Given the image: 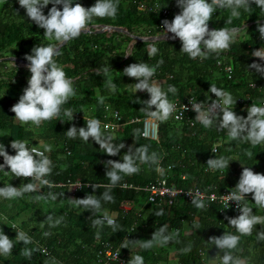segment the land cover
<instances>
[{"label": "trees", "instance_id": "1", "mask_svg": "<svg viewBox=\"0 0 264 264\" xmlns=\"http://www.w3.org/2000/svg\"><path fill=\"white\" fill-rule=\"evenodd\" d=\"M76 2L88 8L96 0H73V3ZM142 2H147L155 10L139 9ZM51 7V4L46 6L43 13L47 15ZM57 8L62 10L61 5H57ZM164 8L169 11L167 15L162 14ZM180 11L176 0H118L115 18H94L88 26L91 30L109 25L124 28L127 33L82 32L78 38L61 46V54L54 59L73 81L76 95L62 105L58 117L43 121L39 126L31 122H17L10 110L28 86L31 75L28 67L14 62V65L7 66L3 60L0 61V135L7 137L0 143L9 155H15V150L11 148L12 140L27 141L29 148L35 146L42 151L46 146L50 147L51 151H45V155L52 161V172L45 177L52 187L31 178H18L0 171V187L10 184L18 188L28 183L37 184L38 187L37 191L25 193L20 198L0 197V231L14 243L11 255H0V264H99L96 253L105 243L118 248L125 259L123 263L111 264H129L136 255L143 257L144 264H171L174 261L182 264H221L223 252L208 240L224 232L239 235L226 219L238 215H233L229 210L220 212L219 206L214 203L205 205L203 209L182 200L172 205L163 201L149 203L142 191L122 187L123 183L141 186L165 178L168 183L181 188H204L209 185L219 191L224 187L235 189L244 167L264 174V143L253 146L240 139L230 140L227 130H219L216 123L205 128L198 121L191 126L170 117L166 122L159 121L158 137L150 139L141 135V122H130L132 117L147 116L140 110L145 107L143 102L150 99L146 91L134 92L133 84L139 81L123 73V69L133 63L144 62L156 66L163 61L152 81L163 80L161 87L164 91L169 85L176 87L175 94L167 93L170 102L183 100L189 95L200 101L215 99L214 94L208 91L211 84L229 92L236 101L244 95H252L254 103L258 105L263 99V94L249 84L254 82L264 87V76L249 68V65L258 63L264 66V60L252 55L254 51L264 49V39H260L258 31V25H264V10L253 3L248 9H238V17H231L230 9L217 8L208 22L210 31L234 27H238V30L227 51L212 53L207 58H190L180 51L182 45L179 38L172 39V36L168 40L156 41L158 52L149 56V41L130 36L157 35L163 31L162 21L167 19L170 22ZM229 19L231 23H228ZM253 21L256 22L240 28L242 24ZM43 32L27 17L18 0H0V57H4L7 48L12 47L14 55L25 60V55H31L35 46L56 43L46 39ZM7 53L14 56L10 51ZM226 64L232 66L230 77L224 71ZM105 67L109 69L106 73L103 71ZM108 81L116 85L115 91L109 89ZM2 87L4 89L1 90ZM100 97L104 98L103 103H99ZM105 105L118 110L126 122L115 132L101 129L105 135L113 137V143L125 145L116 156H108L91 138L85 142L79 136L70 139L66 135L72 126L86 127L88 119L110 120ZM66 109L73 112L70 121L64 115ZM233 111L247 117V110L237 103ZM137 129L139 133H136ZM215 142L219 143L217 151L213 153L211 150ZM140 146H148L149 155L156 153L157 162L137 161L140 168L138 173L121 174L123 178L120 183L110 187L106 162H122L129 147L135 149ZM247 152H251L252 156L249 157ZM221 156L230 160L228 169H210L207 160ZM4 171L9 169L6 167ZM67 180H79L81 186L70 193L68 185L58 184ZM92 185L98 187L93 189ZM105 191L110 192L115 202L102 201L100 213L86 211L70 202V199H82L88 194L100 198ZM50 193L57 198L51 199ZM38 196L45 198L36 199ZM245 199L242 206L246 204L253 210L255 203L252 194H246ZM124 204L130 205V208L123 209ZM160 210L163 214L156 215ZM102 214H114L115 230L105 223L102 227L93 226V220ZM49 215L53 221L63 220L59 225L51 226L47 220ZM186 224L191 232H185ZM163 225H167L168 234H173L169 243L143 248L141 245ZM130 227L133 229L130 230ZM20 231L27 233L32 242L24 244L19 241L16 234ZM262 231L264 224L259 225L251 235L241 236L233 254L244 258L246 264L264 262V240L257 239V233ZM46 232L48 236L44 235ZM26 251H31V256L26 255Z\"/></svg>", "mask_w": 264, "mask_h": 264}, {"label": "clouds", "instance_id": "2", "mask_svg": "<svg viewBox=\"0 0 264 264\" xmlns=\"http://www.w3.org/2000/svg\"><path fill=\"white\" fill-rule=\"evenodd\" d=\"M21 8L26 12L27 17L33 21L37 27L44 30L43 35L48 40L56 43L47 46L34 47L31 55H25L24 59L28 61V71L31 73L28 79V86L23 90L17 103L11 107V112L15 118L22 124L31 122L39 126L43 121L58 117L64 105L70 97L76 95L73 87V81L66 76L63 68L58 65L54 57L59 56V45L78 38L82 32L88 29L89 23L94 18H115L118 9V0H96L91 7L85 8L80 3H73V0H18ZM257 5L264 10V0H176L177 6L181 11L169 22L167 19L162 21L164 33H171L172 39L179 38L181 49L190 58H207L210 54L227 51L233 43L236 29L219 28L209 30L208 22L217 8H228L231 10V17H238V9H248L251 4ZM49 4L52 7L47 15L43 9ZM62 6V10L57 8ZM228 23H231L229 19ZM260 39H264V25H258ZM163 33V35H164ZM156 39L149 41V56H154L158 52ZM253 56L264 60V49L256 50ZM127 56V55H126ZM159 61L156 66H149L147 63L139 62L128 65L123 69L125 76L138 80L134 85V92L146 91L150 99L144 101L145 107L140 111L148 117L154 118L160 122H166L176 110V105L170 102L167 93L175 94L177 89L169 85L167 91L152 81L157 67L162 64ZM14 65V64H13ZM249 68L255 69L261 76H264V66L258 63H252ZM106 73L107 67L103 69ZM99 75V70L97 71ZM110 90L115 91L116 85L108 81ZM214 94L215 99L205 108L203 102L191 103V109L196 113L195 119L205 128H210L217 124L219 130H227L230 140H243L250 142L253 146L264 143V106L252 104L247 109V117L237 115L233 111L236 99L215 84H211L208 90ZM133 92V93H134ZM104 98H99V103H103ZM155 110H152V109ZM183 110L186 107L183 106ZM64 115L73 119L71 109L64 110ZM177 119L180 117L177 116ZM86 127H70L66 135L70 139L77 136L83 141L88 142L89 138L99 145V148L108 156H116L120 150L125 147L123 143H113L111 135H105L101 130V121L96 118L88 119ZM107 127V126H105ZM139 133V129L135 130ZM27 141L12 140L11 148L15 150V155H9L5 146L0 143V157H3V164H0V171L5 175L11 173L18 178H31L40 184L52 187V184L45 177L52 172V161L45 155V151H51L50 147H45V151L38 150L35 146L29 148ZM215 152V149L211 150ZM249 157L251 152H247ZM157 154L149 155L148 146H140L128 151L123 155L122 162L109 160L106 162L109 170L106 176L109 178L110 187H115L122 180V175H132L140 171L137 161L140 163H156ZM230 160L226 157L212 158L207 160V165L212 170L228 169ZM7 167L9 171H4ZM96 189L97 185H92ZM38 190L37 184L28 183L20 187H13L10 184L0 187V197L4 199L20 198L25 193H31ZM252 194L254 203L264 209V174L254 173L250 167H244L239 181L235 186V191L228 193L227 200L235 201L240 214L235 218H228V224L234 227L239 235L224 232L219 237H210L208 242L215 245L223 252L221 264H246V261L236 257L233 250L237 249L241 236L251 235L256 225L264 224V216L253 214L252 208L241 202L245 201L246 194ZM51 199L55 200V194H49ZM38 196L36 199H44ZM102 201L114 203L115 199L109 191H105L100 198L96 195L88 194L82 199H70V202L77 207H83L86 211L100 213L102 211ZM192 204L203 209L205 204L201 199H192ZM160 210L156 215H162ZM51 226L59 225L63 218L53 221L51 215L47 216ZM107 220V224L115 230L117 225L114 219L102 217L93 220L94 227H102ZM48 236L49 233H44ZM98 235V234H97ZM173 234L167 233V225L161 226L155 231L151 239L144 242L141 246L149 249L154 245L164 246L172 239ZM16 238L24 244L32 242L27 233L20 231ZM258 240H264V231L257 233ZM14 247L13 240L9 239L0 231V255H11ZM126 248V247H123ZM188 249H185L187 251ZM26 255L31 256V251H26ZM129 264H144L143 257L136 255Z\"/></svg>", "mask_w": 264, "mask_h": 264}, {"label": "built area", "instance_id": "3", "mask_svg": "<svg viewBox=\"0 0 264 264\" xmlns=\"http://www.w3.org/2000/svg\"><path fill=\"white\" fill-rule=\"evenodd\" d=\"M155 6H158L155 4ZM150 8L155 10V8L149 6L147 2H142L139 4V9H146ZM169 11L167 9L162 10L163 15H167ZM163 31L160 33L164 32ZM218 65L221 64L220 61L217 62ZM224 71L228 73V77H230L232 73V66L230 64L224 65ZM250 87L253 89H257L260 93L263 94V99L260 103V106H264V87L258 86L256 83L251 82L249 84ZM212 100H206V101H200L197 100L193 95H189L185 97L183 100L180 99H174L171 102H173L176 105V110L172 114V118L176 121H185L189 125H194L197 121L195 119L196 113L191 109V103H201L203 102L205 108L208 107V105L212 102ZM237 101L242 105L249 104L248 102L253 101L252 95H244L242 97H239ZM183 106L186 107V110H183ZM105 109L108 112V116L110 117V120H101V129L115 132L118 131L120 128L124 126L126 123L120 112L116 109L110 108L108 105H105ZM179 116L180 118L177 119L176 117ZM130 122H141L142 123V130L141 135L145 138L150 139H157L158 137V126L159 121L155 120L154 118H150L148 116L146 117H132L129 119ZM107 126V127H105ZM219 143V142H218ZM218 143L216 142L213 145V149H215V152L217 151ZM31 148V147H30ZM37 148V147H36ZM38 150L42 151L41 149L37 148ZM214 152V153H215ZM3 157H0V164H3ZM6 168V167H5ZM4 168V169H5ZM160 170V167H158ZM184 178V177H182ZM62 186L68 185L71 192H74L78 187L81 186V182L79 180L70 182L67 180L64 183H58ZM122 187H133L137 191H142L146 194V202L153 203L156 201H163L167 203L168 205L174 204L176 201L182 200L186 203H192V199H201L205 205H208L209 203H214L219 206L220 212L223 211H231L234 214H239V208L237 207V204L235 201H229L227 200V194L235 191V189L231 187H225L221 190L217 191L215 188L211 186H206L204 188L194 186L191 188H181L177 187L174 184H170L167 182L165 178L156 179L155 181L149 182L145 185L141 186H133V185H127L126 183L122 184ZM246 197V195H245ZM243 201L241 202L242 206ZM107 217L115 220V217L112 215L102 214L100 215V218ZM105 224H107V220H105ZM133 227H130V230H132ZM202 253V251H200ZM97 262L99 264H111L113 262H125V259L120 255L119 249L114 248L111 244L105 243L96 253ZM168 264V263H163ZM174 264H182L180 262H175ZM264 264V262L260 263Z\"/></svg>", "mask_w": 264, "mask_h": 264}, {"label": "water", "instance_id": "4", "mask_svg": "<svg viewBox=\"0 0 264 264\" xmlns=\"http://www.w3.org/2000/svg\"><path fill=\"white\" fill-rule=\"evenodd\" d=\"M256 21H253V22H247V23H244L241 25L240 28H243L247 25H251L252 23H255ZM264 22V21H263ZM211 28H209L210 30ZM233 29H236L238 30V27H234ZM112 32V31H120V32H124V33H127V30L124 29V28H121V27H116V26H109V25H102L100 26L99 28L95 29V30H91L89 27L86 31H84L83 33H91V32H95V33H100V32ZM173 34L171 33H163L162 34H158V35H154V36H144V37H140V36H134L132 34H130V36H132L133 38L137 39V40H141V41H150L154 38H158L156 39V41H160V40H168ZM66 43V42H65ZM65 43H63L62 45H64ZM62 45H59V49L61 48ZM1 60V59H0ZM14 61H17L19 62V64L21 66H26L28 65V61L26 60H23V59H20V58H16V57H13Z\"/></svg>", "mask_w": 264, "mask_h": 264}, {"label": "crops", "instance_id": "5", "mask_svg": "<svg viewBox=\"0 0 264 264\" xmlns=\"http://www.w3.org/2000/svg\"><path fill=\"white\" fill-rule=\"evenodd\" d=\"M164 33V32H163ZM159 34H161V33H159ZM158 35V34H157ZM153 82H156V83H158L160 86H162L163 85V83H164V81L163 80H158V79H155V80H153ZM236 103H237V105H239V106H242V108L243 109H245V110H247L252 104H255L254 103V101H249L248 103L249 104H247V105H242V104H240L238 101H236ZM257 106H260V102H259V104L257 105ZM216 143V142H215ZM214 143V144H215ZM213 144V145H214ZM214 153V152H213ZM209 186V185H208ZM225 188V187H224ZM253 206H254V209H253V214L254 215H258V216H264V209H261L260 207H258L256 204H253ZM123 207V209H129L130 208V205H123L122 206ZM240 214V213H239ZM239 214H234L233 213V215H235V216H237V215H239ZM112 216H114V214H111ZM115 217V216H114ZM197 217L195 218V220L197 221ZM195 224H196V222H195ZM258 226L259 225H256L255 227H254V230H253V232L256 230V228H258ZM185 232H191V228L188 226V224H186L185 225ZM252 232V233H253ZM250 250H252V248H250ZM241 259H243V260H245L244 258H241ZM246 261V260H245ZM175 263V261L174 262H171V264H174Z\"/></svg>", "mask_w": 264, "mask_h": 264}, {"label": "rangeland", "instance_id": "6", "mask_svg": "<svg viewBox=\"0 0 264 264\" xmlns=\"http://www.w3.org/2000/svg\"><path fill=\"white\" fill-rule=\"evenodd\" d=\"M162 34V33H161ZM7 51L9 52H12V54L14 55V49L12 48V47H10V48H7V50H6V53H4V57H0V61H4L5 63H6V65L7 66H10L11 64H13V62L14 63H17V64H19V62H17V61H14V60H12L13 59V57H16L15 55L14 56H11V53H7ZM16 58H19V57H16ZM21 59V58H20ZM21 66V65H20ZM24 67H26V66H24ZM27 68V67H26ZM8 74V73H7ZM2 89H4V87H2L1 88V90ZM139 90H137L136 92H138ZM16 121L17 122H19L17 119H16ZM7 137H5L4 135H0V142H3L5 139H6ZM38 148V147H37ZM40 149V148H39ZM69 192L71 193V190L69 189ZM69 193V194H70Z\"/></svg>", "mask_w": 264, "mask_h": 264}]
</instances>
